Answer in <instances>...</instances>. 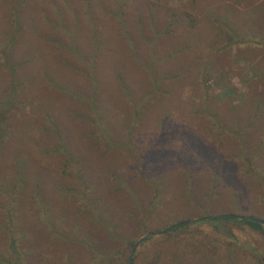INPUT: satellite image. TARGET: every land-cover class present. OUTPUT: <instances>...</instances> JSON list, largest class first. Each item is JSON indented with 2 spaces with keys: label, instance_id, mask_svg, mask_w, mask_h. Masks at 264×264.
Segmentation results:
<instances>
[{
  "label": "trees",
  "instance_id": "1",
  "mask_svg": "<svg viewBox=\"0 0 264 264\" xmlns=\"http://www.w3.org/2000/svg\"><path fill=\"white\" fill-rule=\"evenodd\" d=\"M1 1L3 6L1 14L5 17V21L2 24V19H0V40H3L8 47L3 65L9 70L8 76L13 83L9 96L0 95V105H3L0 147L5 141V129L11 131L7 121L10 111L16 104V98L22 95L29 100V104H26L28 105L27 113L23 112L26 113L25 117L23 118V113L19 115L22 122H20L17 131L12 130L10 134L8 133L11 140L7 139L10 143L7 146L18 147L11 153L13 162L10 163L12 165L9 168L12 169V172L10 175L3 172L0 177L9 179L5 188L6 192L13 189L17 192V196L21 197L24 191L27 190L28 193L30 191V195L27 197L30 199L29 209L24 212H29L32 216L37 214L40 208L36 205L39 201L35 199V195H31V191L35 192V187L37 189L35 178L39 175L36 173L37 176L33 180L26 175L29 178L25 179L24 167L26 169L27 166L23 164V160L19 159V155L21 156V152L24 150L23 145L25 144L23 143H26L32 128L30 120L38 126L33 120L40 119V111L43 110L42 116L47 119L48 123L54 124L61 121L60 115L56 114L51 107L50 102L53 98L66 96L65 98L74 99V102L70 100L73 105L78 99L89 102V93L79 89L78 86L85 85L84 82L87 80L93 81V78L97 80L102 70L101 65L107 60L105 49L107 41L113 39L114 45L115 34L120 33V36L138 38L139 41H151V47L149 43V51L145 56L138 51L139 49L136 52H128L126 58L122 60L118 54H114V65L110 77L111 79L115 78L114 82L121 87L122 95L128 100L134 99V94L129 91L128 86H134L139 96L140 93L146 94L148 91L156 93L158 96L162 91L168 92L167 89H169L172 93V101L177 104L176 108L184 104V100L178 99L184 89V79H188L192 86V93L187 103L192 101V106L195 107L193 100L200 99L197 87V74L200 73L195 71L198 67L197 55L189 60L180 57L182 48H175L171 42L181 36L178 30H182L183 35H189L190 42L188 41L187 45L192 51H196V48L205 43L212 46V49L217 53L227 52L233 47L238 49L240 45H247L251 50L264 52V0H187L182 7L169 6L167 0ZM22 16H25L26 19ZM98 22L105 23L107 29L104 31L105 27H103V29L101 28L102 32L98 33L96 30ZM204 23L207 25L206 27H202ZM28 26L29 35L25 36ZM199 27L206 31L197 32ZM7 30L8 33H6ZM132 32L136 35H131ZM36 39L41 42V49L34 45ZM167 44L171 50L166 54L167 51L161 50L162 48L159 46L166 47ZM28 48L32 50L30 55L24 52V49ZM157 48L159 49L157 50ZM43 53L55 61L53 67L49 65L51 70L45 71L40 67ZM92 55H94L92 61L94 68L93 71H90L86 65L89 64L88 60ZM198 57L200 58V56ZM254 61L256 62H251L248 66L249 76L245 74L242 77L248 91L241 96L240 103L230 104V111L229 107L226 111H210V100H208L210 97L206 95L205 99L209 102L205 112L216 118L215 121L220 125L219 132L221 135L224 134L228 140L222 147H218L217 151L221 153L223 160L231 162L235 166V179L228 172L222 173L221 176L227 182H231V180L244 182L248 186V191L252 192L248 198L252 197L258 204L255 210L262 212L261 200L264 197V92H260L258 86L260 82L264 83V67L259 63V61H264V57ZM124 62L130 64L132 69L127 73L124 71L123 75L118 68H122L119 65L125 66ZM90 67L92 68L91 65ZM123 69L125 70V68ZM203 72L206 74L205 79L203 78L204 84H207L209 80L217 83L220 79V75L218 73L214 75L211 69H204ZM60 79L73 83L75 92L59 89L56 82ZM25 80L34 82L31 87L32 91L23 88L22 83ZM42 89L50 91L49 99L41 95ZM232 92L233 87L228 86L221 91V94L226 96ZM89 105L91 107L93 105V109L97 112L95 98ZM166 111L174 114L173 109ZM195 114L197 113H190L193 116ZM100 117L105 123L102 115ZM133 126H135V122L130 125V127ZM41 131L39 139L43 141L52 133L53 128L44 125ZM62 132L66 136L63 138L61 132L58 133V136L63 142L64 153L72 154L73 144L69 133L66 134V126H62ZM199 136L196 133L190 135L178 149H168L160 147L161 145L158 144L157 151L159 153L167 151V155L171 157V160L164 165L161 163L150 165L145 150L149 144L148 142L143 144V150L141 149L137 153L139 170H142L141 163L144 161L147 164V169L153 171L154 174H161L169 167L183 164L179 160L181 155L191 161H195L194 159L208 160L207 144L202 139L205 138V135L202 134V138ZM35 142H33L34 145L42 150V156L48 161H51L52 156H55L53 159L59 154L64 156L63 152L56 154L55 148L50 145H36ZM0 154L3 158V153L0 152ZM74 159L78 173L72 175L65 173L64 175L77 177L79 178L77 183L85 184L83 180L87 175L82 174L83 168L87 174L93 177L87 158H84L81 153L74 156ZM219 160L220 158L216 154L213 163L219 162ZM67 163L69 164L68 161L64 164L62 172H66L68 169ZM0 168L6 169L3 166ZM50 168L52 167L49 166L51 174ZM39 171L41 172V170ZM46 175L48 176V169ZM5 183L2 182L1 185L5 186ZM21 183L24 185L22 186ZM24 186L27 189H24ZM157 188L154 185L153 189L157 190ZM0 195L6 197L5 192H1ZM14 200L16 202L15 198ZM99 200L93 205L94 208L90 211V216L115 219L113 211L107 205L106 211L98 207ZM1 205L4 207L3 204ZM31 205L33 209L30 208ZM21 206L25 208V203H21ZM40 210L43 211L42 207ZM190 219L187 217L167 222L160 227L161 229L158 228V232L148 234L139 242L138 248L132 256L130 253L137 241L136 238L121 236L119 243H113L109 239L112 243V250L107 251L105 259L111 260L113 254L120 256L113 263L107 264H264V223L262 222L264 215L251 209L247 213L203 214L197 219ZM121 223L122 221L119 219L121 228L113 232L106 228L105 234L110 237L113 236V233L114 235L122 234L125 229ZM149 231H152L151 228H144L142 232ZM180 233L183 235L178 236ZM242 236L243 238H241ZM8 247L11 251L6 264L34 263L33 253L30 254L25 250L20 252L19 245L15 243ZM148 252H152L150 256L154 255L155 257L150 263L148 262L149 257H146ZM64 264L70 263L65 261Z\"/></svg>",
  "mask_w": 264,
  "mask_h": 264
},
{
  "label": "rangeland",
  "instance_id": "2",
  "mask_svg": "<svg viewBox=\"0 0 264 264\" xmlns=\"http://www.w3.org/2000/svg\"><path fill=\"white\" fill-rule=\"evenodd\" d=\"M186 1L167 0V4L172 7H182ZM1 6L0 0V19L3 24L5 17L1 14L3 13V6ZM22 17L26 19L25 16ZM96 26L98 33L102 32L103 27H105L104 31L107 29V25L103 22H98ZM206 26L204 23L202 27ZM26 30L25 36L29 35V26ZM197 30L200 33L206 31L201 27ZM178 32L181 36L171 42L175 48H182L180 57L189 60L197 55L198 67L195 71L200 73L197 74L200 99L193 100L195 107L192 106V101L187 103L192 93V86L188 79H184V89L178 97L179 100H184V104L179 108H176L177 104L172 101V93L169 89H167L168 92L162 91L158 96L149 91L146 94L140 93L139 96L134 86H128L129 91L134 94V99L128 100L122 95L121 87L114 82L115 78L110 77L114 65V54H118L122 60L126 58L128 52H136L139 49L138 51L145 56L149 51V43L151 47V41H139L138 38L124 37L118 33L114 36V45L113 39L107 41L105 48L107 60L101 65L102 70L97 80L93 78V81L87 80L84 82L85 85L78 86L79 89L89 93V102L78 99L73 105L74 99L65 98L66 96L53 98L50 102L51 107L56 114L60 115L61 121L54 124L48 123L42 116L43 110L40 111V119L33 120L38 126L30 120L32 128L26 143H23L24 150L21 156L19 155V159L23 160V164L27 166L26 169L24 167L25 179L31 177L33 180L37 174L39 175L35 178L37 189L35 187V192L31 191V195H35V199L39 201L36 205L42 207L43 211L41 212L39 208L37 214L33 216L29 212H24L29 209L30 199L27 197L30 191L29 193L27 190L24 191L21 197L17 196V192L13 189L6 192L5 188L9 179L0 177V193H6V197L0 195V264H6L11 251L8 245L14 243L19 245L20 252L25 250L30 254L33 253L35 264H64L65 261L70 264L113 263L120 255L113 254L111 260L105 259L107 251L112 250L109 239L113 243H119L121 236L136 238L137 246L134 248L135 243L130 253L132 256L144 235L158 232V228L167 222L187 217L199 218L203 214L247 213L251 209L264 215V197L261 200L262 212L261 210L258 212L255 210L258 204L252 197L248 198L252 192L248 191V186L244 182L239 180L227 182L221 176L222 173L228 172L235 179V166L223 160L221 153L217 151L218 147H222L228 140L219 132L220 125L215 121L216 118L205 112L209 102L205 99L206 95L210 97L208 99L210 111H226L230 104L240 103L241 96L248 91L242 77L245 74L249 76V64L264 57V52L251 50L247 45H240L238 49L233 47L227 52L217 53L212 46L205 43L196 48V51H192L187 45L188 41L190 42L189 35H183L182 30ZM131 35L136 34L132 32ZM34 45L41 49L42 45L38 39ZM159 47L167 51L166 54L171 50L168 44L166 47L162 45ZM7 51L8 47L3 40H0V95L5 96H9L13 83L8 76L9 70L3 65ZM24 52L30 55L32 50L28 48L24 49ZM93 59L94 55L86 65L90 71L94 68ZM54 63L55 61L47 54L41 55V69L51 70L49 65L53 67ZM259 63L264 67V61ZM119 67H122L118 70L123 75L124 71L127 73L132 69V66L126 63L125 66L119 65ZM204 69H211L214 75L218 73L220 75L218 82L209 80L207 84H204L203 78L206 77ZM129 79L132 80L130 77ZM33 83V81L25 80L22 86L32 91ZM56 83L59 89L75 92V85L68 80L60 79ZM228 86L233 87V92L224 96L221 91ZM258 89L264 92V83L260 82ZM41 95L48 99L51 97L47 89H42ZM94 98L97 102V112L93 109V105L92 107L89 105ZM15 103L7 121L11 131H17L22 122L19 115L26 112L28 106L26 104H29V100L20 95ZM170 109H173L174 114L167 113L166 110ZM2 111L3 105H0V130L3 128ZM193 112L197 114L190 115ZM26 113H23V118ZM134 122L135 126L130 127ZM44 125L52 126L53 131L41 141L39 138ZM62 126H66V134L69 133L73 144L72 154L69 155L64 153L63 142L58 136L60 132L63 138L66 136L62 132ZM11 131L5 129V141L0 147V152L3 153V158L0 154V166L6 168L5 170L0 168V174L4 172L10 175L12 169L9 166L13 162L11 153L18 149L17 146H7L10 144L7 139L11 140V136L8 135ZM195 133L199 134V137L202 134L205 135V138H201L207 144L209 161L207 159L191 161L181 155L179 160L183 164L169 167L161 174H154L147 169L144 161L141 163L142 170H139L137 153L142 149L143 144L147 142L149 144L145 149L148 163L164 165L171 160V157L167 155V151L159 153L158 144L161 145L160 147L178 149L190 135ZM33 142L36 145H50L55 148L56 154L63 152L64 156L59 154L54 159L55 156H52L51 161H48L42 156V150ZM81 153L84 158H87L94 177L87 174L83 168L82 174L90 177L86 176L87 179L83 180L85 184L82 185L76 182L79 178L64 175L78 173L75 164L77 157L74 159V156ZM216 154L220 160L213 163ZM175 157L178 158L177 155ZM67 161L68 169L62 172ZM49 166L52 167L51 174ZM2 182H6L5 186L1 185ZM153 184L158 187L157 190L153 189ZM97 200L100 201V204H97L98 207L106 211L107 205L113 211L115 219L111 220L98 215L96 218L90 216V211ZM21 203H25V208L21 206ZM30 208L33 209L32 205ZM119 219L125 231L122 234L114 235L113 233L112 237L106 235L104 232L106 228L110 232L121 228ZM144 228H151L152 231L143 233ZM181 235L183 234H178V236ZM151 253L148 252L146 255L149 257V263L155 259L154 255L150 256Z\"/></svg>",
  "mask_w": 264,
  "mask_h": 264
},
{
  "label": "water",
  "instance_id": "3",
  "mask_svg": "<svg viewBox=\"0 0 264 264\" xmlns=\"http://www.w3.org/2000/svg\"><path fill=\"white\" fill-rule=\"evenodd\" d=\"M194 219H197V218H194ZM194 219H190V220H194ZM262 222L264 223V221H262ZM147 234H149V233H147ZM147 234H146V235H147ZM146 235H144V236H146ZM144 236H143V237H144ZM136 246H137V243L135 244L134 248H135Z\"/></svg>",
  "mask_w": 264,
  "mask_h": 264
}]
</instances>
